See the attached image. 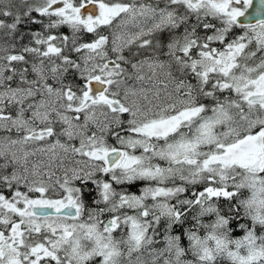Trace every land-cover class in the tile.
I'll use <instances>...</instances> for the list:
<instances>
[{"label": "snow or ice", "instance_id": "snow-or-ice-1", "mask_svg": "<svg viewBox=\"0 0 264 264\" xmlns=\"http://www.w3.org/2000/svg\"><path fill=\"white\" fill-rule=\"evenodd\" d=\"M0 264H264V0H0Z\"/></svg>", "mask_w": 264, "mask_h": 264}, {"label": "water", "instance_id": "water-1", "mask_svg": "<svg viewBox=\"0 0 264 264\" xmlns=\"http://www.w3.org/2000/svg\"><path fill=\"white\" fill-rule=\"evenodd\" d=\"M253 2H254V7H257L258 6V4H259V0H253ZM249 12L251 13V12H254V8L253 9H249ZM243 19V18H242ZM251 22H255V20H252Z\"/></svg>", "mask_w": 264, "mask_h": 264}]
</instances>
